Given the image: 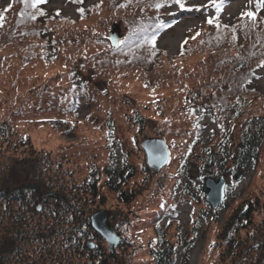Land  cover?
Returning a JSON list of instances; mask_svg holds the SVG:
<instances>
[{"label":"rangeland","instance_id":"374dc122","mask_svg":"<svg viewBox=\"0 0 264 264\" xmlns=\"http://www.w3.org/2000/svg\"><path fill=\"white\" fill-rule=\"evenodd\" d=\"M97 1L83 0V5L87 7ZM255 1L264 3V0H225L220 8L209 0H189L185 8L173 6L167 9L169 12L166 10L164 17L170 16L174 21L159 37L158 47L164 49L170 59H182L186 66L181 76L186 84L184 88L169 82L161 83L165 85L159 88L150 87L144 72L137 69L121 73L123 70L111 64L118 56L115 53L103 55L106 47L102 42L70 52L60 44L59 38H54L53 43L49 40L50 49L43 48L42 42L37 41L31 55L27 49L20 54L18 46L0 45V62L3 60L1 64L7 65L6 72L0 75V121L7 120L19 134L32 139L37 150L43 149L49 154L53 163L50 174L58 175L64 184L80 186L90 180L94 169H104L110 153L119 163L125 154L126 161L135 165L134 178L123 186L137 193L133 202L123 203L118 193L102 185V173L99 197L97 201L89 199L90 218L99 211H106L120 241L126 240L127 245L119 247L117 252L127 264H153L151 253L158 244L156 229L162 224L166 238L175 245L178 242L182 245L181 241L193 236L197 239L188 264H215L221 260L223 237L231 234L228 219L234 211L245 209L244 204L253 201L256 205L254 222L264 221V142L259 158L249 168L226 179L228 187L231 190L233 187L234 200L225 197L224 201L228 202L225 209L221 207L224 202L216 209L212 207L218 210V222H211L206 216L207 223L202 220L197 224L198 216H205L200 209L206 208L205 204L194 201L177 187L191 180L185 177L189 171L183 169L185 158L192 159V165L199 164L202 158L198 155L217 147L223 139L222 127L232 132L229 145L245 121L264 115V94L261 99L252 93L241 103L220 83L223 78L227 81L234 77L233 70L225 71L232 66L206 72L212 50L203 36L195 35L200 29H214L204 21L215 15L227 28L239 26L248 3ZM10 3L11 0H0V10ZM79 6L76 0H46L43 9L47 10V17L76 19ZM261 14L264 16V7ZM115 24L123 40L125 23L117 20ZM191 29L193 33L186 39ZM48 35L57 37L55 31ZM186 40L188 55L182 54ZM235 40L239 44L246 43L240 30ZM109 43L112 49L119 48ZM213 56L226 61L217 54ZM66 57L71 59L68 61ZM103 58L109 62H103ZM97 63L102 66H95ZM253 87L264 93V65L250 86ZM229 107L234 111L229 112ZM147 138H162L170 149L171 161L159 172L150 167L149 173L144 169L147 158L142 142ZM197 169L200 171L199 166ZM198 170L196 181L203 190L207 176ZM170 211L173 216L169 221L158 224ZM26 215L31 217V213ZM2 222L5 225L7 220L4 218ZM47 222L53 220L49 218ZM195 229L197 232L193 235ZM245 234V231L240 232L241 237ZM254 258L251 254L244 257L245 264H251Z\"/></svg>","mask_w":264,"mask_h":264},{"label":"trees","instance_id":"16d2710c","mask_svg":"<svg viewBox=\"0 0 264 264\" xmlns=\"http://www.w3.org/2000/svg\"><path fill=\"white\" fill-rule=\"evenodd\" d=\"M76 1L81 4L78 7L79 16L72 19L56 15L47 17V10L43 9L46 0H41L35 7L32 6L34 0H28L27 3L25 0H11L9 5L0 10V42L5 41L0 45L18 46L20 54L27 49L31 55L37 41L42 42L43 48L50 49L49 40L53 43L54 38H59L60 44L70 49V52L86 49L96 41L102 42L106 47L103 55L115 53L118 56L111 64L123 70L121 73L141 70L150 87L155 85L159 88L165 82L185 87L181 76L186 66L182 59H170L164 49H159L158 41L174 21L169 15L164 17L166 10L173 6L185 8L189 0H183L185 7H180L174 0H98L87 7L83 5V0ZM209 2L221 8L225 0ZM248 4L237 27H225L215 15L204 21L214 29L194 30L196 36L204 37L212 55L217 54L226 59L221 61L211 55L208 60L210 67L206 68V72H209L208 69L212 72L232 66L225 71L233 70L234 77L227 81L223 78L221 81L224 83H220L226 85L241 103L248 100L252 93L261 99L264 94L255 87L250 88L264 65V16L258 1ZM247 12L255 13V20L243 15ZM209 18L213 23H208ZM117 20L125 23L126 34L119 48L112 49L108 31ZM238 30L246 38L245 44L235 40ZM50 31H55L57 37H50ZM192 33L193 29L186 39ZM188 47L186 40L182 45V54H189ZM66 59L69 61L71 57ZM101 60L107 61L106 58ZM2 62L0 75L7 70V65H2ZM95 66L102 65L97 63ZM229 108V112L234 111L232 107ZM71 110L75 112V109ZM222 128L223 139L217 143V147H211L204 151V155L203 151L198 155V158H202L199 164L192 165V159L185 158L187 161L183 169H189L185 177H191V180L177 185L188 197L205 204L206 208H200L201 214L205 216L199 215L195 221L197 224H201L202 220L207 223L206 216L211 222H218L216 219L219 218L218 210L207 202L202 185L196 181L197 166L204 176L227 179L249 168L259 158L264 142V115L245 121L242 130L237 137L233 136L229 145L228 140L232 138L229 134L232 132ZM42 150H37L32 139L19 134L7 120L0 121V264H127L128 261L125 262L117 252L119 247L127 245L126 240L119 242L116 252L109 249L107 241L92 226L89 199L97 201L99 182L102 180L99 175L102 173V185L118 193L123 203L133 202L137 193L123 189V186L134 178L135 165L126 161L128 156L125 157V154L122 163H119L117 157L110 153L104 169H94L89 181L80 186L64 184L58 175L50 174L53 163L49 154ZM143 165L149 173L146 161ZM150 172L152 175L153 172ZM228 199L234 200V192L233 187L231 190L227 184ZM244 205L245 209H237L228 219L231 234L223 237L221 260L215 264H245L247 260L244 257L250 254L255 256L251 264L264 262V221L254 222L256 205L253 201ZM221 207H228V202L224 201ZM170 212L157 223L166 219L169 221V217L173 216ZM27 213H31V217H27ZM4 218L7 220L5 225L2 224ZM49 218L53 222H47ZM162 229L163 224L156 229L158 244L151 253L152 263L188 264L197 239L193 236L181 241L182 245L179 242L175 245L169 242ZM194 231L193 235L197 229ZM242 231L246 232L244 237L240 236ZM178 235L182 238L181 232Z\"/></svg>","mask_w":264,"mask_h":264},{"label":"water","instance_id":"95a60500","mask_svg":"<svg viewBox=\"0 0 264 264\" xmlns=\"http://www.w3.org/2000/svg\"><path fill=\"white\" fill-rule=\"evenodd\" d=\"M122 35L117 24H113L109 32V41L114 48L121 45ZM142 147L146 153L147 164L155 172H159L171 161V152L162 138H147L142 142ZM206 185L203 187V192L206 193L207 201L213 208H218L225 200L227 182L225 178L207 177L205 179ZM92 225L103 238L107 241L109 249L114 253L121 240L119 235L113 228L108 213L106 211H99L92 216Z\"/></svg>","mask_w":264,"mask_h":264},{"label":"snow or ice","instance_id":"6c2138e0","mask_svg":"<svg viewBox=\"0 0 264 264\" xmlns=\"http://www.w3.org/2000/svg\"><path fill=\"white\" fill-rule=\"evenodd\" d=\"M27 2H28V0H25V3H27ZM40 2H41V0H34V3L32 6L35 7V5L40 3ZM174 2L178 5H180V7H185L183 0H174ZM157 6H159V5H157ZM260 6L264 7V3H260ZM243 15H246L250 19L255 20V13H253V12H247V13H244ZM208 23H210V24L213 23V20L211 18H209ZM0 26H2V25H0ZM217 27H219V25H217Z\"/></svg>","mask_w":264,"mask_h":264}]
</instances>
